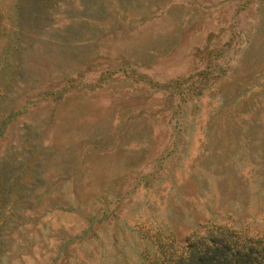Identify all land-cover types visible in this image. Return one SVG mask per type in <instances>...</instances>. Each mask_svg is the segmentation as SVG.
I'll return each mask as SVG.
<instances>
[{"label": "rangeland", "instance_id": "obj_1", "mask_svg": "<svg viewBox=\"0 0 264 264\" xmlns=\"http://www.w3.org/2000/svg\"><path fill=\"white\" fill-rule=\"evenodd\" d=\"M264 240V0H0V264H154Z\"/></svg>", "mask_w": 264, "mask_h": 264}, {"label": "trees", "instance_id": "obj_2", "mask_svg": "<svg viewBox=\"0 0 264 264\" xmlns=\"http://www.w3.org/2000/svg\"><path fill=\"white\" fill-rule=\"evenodd\" d=\"M154 264H264V240L218 226L187 237L179 246L173 240L160 242V257Z\"/></svg>", "mask_w": 264, "mask_h": 264}]
</instances>
